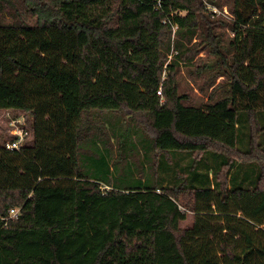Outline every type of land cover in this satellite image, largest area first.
I'll return each instance as SVG.
<instances>
[{
  "label": "trees",
  "instance_id": "obj_1",
  "mask_svg": "<svg viewBox=\"0 0 264 264\" xmlns=\"http://www.w3.org/2000/svg\"><path fill=\"white\" fill-rule=\"evenodd\" d=\"M0 110V264H264V0H0Z\"/></svg>",
  "mask_w": 264,
  "mask_h": 264
},
{
  "label": "rangeland",
  "instance_id": "obj_2",
  "mask_svg": "<svg viewBox=\"0 0 264 264\" xmlns=\"http://www.w3.org/2000/svg\"><path fill=\"white\" fill-rule=\"evenodd\" d=\"M205 4L207 6L206 11L210 14L212 19L222 18L225 21H231L233 19L232 14L227 5H224L223 7H217L209 2H206ZM183 13H185V11ZM175 28L176 27H174V31L172 35L173 37L175 35L174 33ZM225 32L230 35H233L230 29H227ZM196 40L198 39H195L194 41ZM205 53L206 52L202 50L199 53V55H197L195 58H197L198 56H204ZM179 78L181 80L182 90L188 93V95L190 96V99H192L193 101L197 103L204 102L208 99L209 96L201 92L199 88L197 87V85L193 83V81L190 78L189 73L187 72L186 67H182L181 73L179 74ZM97 113L100 115L99 118H97L99 119V122H98L99 125L102 126L103 130L106 131L111 136V130H109L107 126H104V123L101 122L103 120V116L106 113L108 114V112L107 111H97ZM16 114L20 115L22 113L16 112ZM126 115L127 114L121 115V123L124 128L128 127V125H132L133 123H135L133 122L132 118H128ZM139 117L140 116H138V118ZM8 138H11L10 131H9V120L6 116V111L0 110V145H3L4 140ZM191 221H192V215L189 214L188 219L183 222V225L189 224Z\"/></svg>",
  "mask_w": 264,
  "mask_h": 264
},
{
  "label": "built area",
  "instance_id": "obj_3",
  "mask_svg": "<svg viewBox=\"0 0 264 264\" xmlns=\"http://www.w3.org/2000/svg\"><path fill=\"white\" fill-rule=\"evenodd\" d=\"M6 116L9 120L10 135L14 139H10L5 143L7 149H20L23 142L29 135V130L25 127L26 120L23 115L14 116L11 111H6ZM20 212V207H13L9 211L8 218L16 217Z\"/></svg>",
  "mask_w": 264,
  "mask_h": 264
},
{
  "label": "crops",
  "instance_id": "obj_4",
  "mask_svg": "<svg viewBox=\"0 0 264 264\" xmlns=\"http://www.w3.org/2000/svg\"><path fill=\"white\" fill-rule=\"evenodd\" d=\"M113 138V137H112Z\"/></svg>",
  "mask_w": 264,
  "mask_h": 264
}]
</instances>
